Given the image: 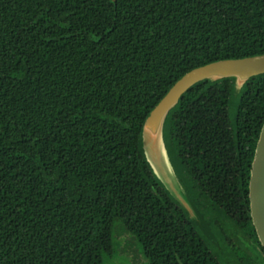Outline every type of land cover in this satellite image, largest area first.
Masks as SVG:
<instances>
[{"label":"trees","instance_id":"obj_1","mask_svg":"<svg viewBox=\"0 0 264 264\" xmlns=\"http://www.w3.org/2000/svg\"><path fill=\"white\" fill-rule=\"evenodd\" d=\"M263 53L264 0H0V264H106L118 223L149 264H264L249 200L264 73L239 92L200 81L166 118L201 223L142 138L188 71Z\"/></svg>","mask_w":264,"mask_h":264},{"label":"water","instance_id":"obj_2","mask_svg":"<svg viewBox=\"0 0 264 264\" xmlns=\"http://www.w3.org/2000/svg\"><path fill=\"white\" fill-rule=\"evenodd\" d=\"M263 73L264 53L243 58L221 59L196 67L184 74L169 89L145 120L142 138L145 156L149 164L163 184V176L159 173L158 163L162 162V164H164L166 170L178 183L175 182L177 184L175 186L173 179H168L170 184H172V188H170L178 194L182 200L181 205L187 211L190 218L198 223L202 222V218L188 197L186 190L175 172L165 143L164 126L166 118L169 112L178 104L182 95L200 81L205 79L218 80L230 77L235 80L236 91L239 92L251 77ZM165 187L167 188V186ZM249 200L251 218L258 238L264 247V124L257 141L254 158L251 164Z\"/></svg>","mask_w":264,"mask_h":264},{"label":"rangeland","instance_id":"obj_3","mask_svg":"<svg viewBox=\"0 0 264 264\" xmlns=\"http://www.w3.org/2000/svg\"><path fill=\"white\" fill-rule=\"evenodd\" d=\"M158 168L160 175L163 176L162 181L164 182L165 186H167V188L177 199V201L182 204V200L180 199L178 194L173 189H171L172 184H170L168 179H173V183L175 184V186L178 184L177 181L175 180V178H172L171 174L166 170L162 162L158 163ZM114 241L116 248L115 253L113 256L106 257V264H149V261L145 257L139 242L133 237L132 234L123 231L121 229L120 223H118V225L115 227ZM250 250H252V252H255L254 247L252 248L250 246ZM256 255L259 259H261L260 254L257 253V251Z\"/></svg>","mask_w":264,"mask_h":264}]
</instances>
